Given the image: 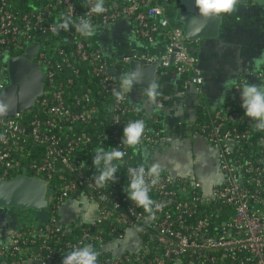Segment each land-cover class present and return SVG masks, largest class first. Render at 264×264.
Returning <instances> with one entry per match:
<instances>
[{
  "label": "built area",
  "instance_id": "1",
  "mask_svg": "<svg viewBox=\"0 0 264 264\" xmlns=\"http://www.w3.org/2000/svg\"><path fill=\"white\" fill-rule=\"evenodd\" d=\"M16 1L0 0V54L3 49H13L22 55L38 44L31 62L39 66L44 83L32 110L0 119V182L20 176L37 178L52 190L47 202L55 205L56 211L71 198L83 199L96 209L92 222L74 224L79 226L77 238L63 242L60 251L68 253L73 247L91 244L107 255L98 264H264V167L238 153L234 144L247 142L249 131L231 125L251 126L244 113L231 112L227 106L224 114L215 111L210 123L201 128L217 152L220 181L209 190L194 174L174 176L162 169L150 192L162 206L154 221H147L148 213L135 208L124 191L129 169L148 167L137 149L158 146L162 132L158 118L135 116L129 93L117 100V68L132 61L158 63L183 77L186 88L192 85L198 90L203 83L198 59L189 52L182 29L170 26L156 0H105L106 11L100 16L90 11L95 0H48L44 8L29 11L20 10ZM59 14L77 21L83 17L96 26L130 20L136 38L148 41L162 30L164 54L160 59L147 53L109 59L81 38L75 27L63 40L72 43L69 50L59 42L51 51H41L37 37L54 33L61 20ZM149 18L156 23H150ZM11 57L15 56L7 54L3 60L0 56V91L9 85L7 60ZM112 67L115 71L110 73ZM83 71L88 73V84L71 91ZM239 88L233 87L236 107H241ZM138 119L145 122L146 131L141 144L132 148L121 143L123 130ZM98 128L101 133L93 141L91 135ZM259 142L264 145V137ZM101 147H119L126 156L123 162H114L118 164L116 183L97 187L98 170L92 161ZM234 149L238 154L232 155ZM47 209L45 217H38L37 227L17 228L6 243L0 240V258H10L9 264H52L59 259L62 254L56 258L54 246L62 242L63 233L56 235L64 225H59ZM128 237L136 239L135 251L123 249L112 254L107 250L112 243L122 245Z\"/></svg>",
  "mask_w": 264,
  "mask_h": 264
},
{
  "label": "crops",
  "instance_id": "2",
  "mask_svg": "<svg viewBox=\"0 0 264 264\" xmlns=\"http://www.w3.org/2000/svg\"><path fill=\"white\" fill-rule=\"evenodd\" d=\"M237 8L228 19L227 29L224 28L216 39L187 41L189 52L198 59L203 78L198 90L192 85L186 88L183 77L172 69L160 67L156 81L160 95L155 102L147 97V89H133L129 93L132 108L146 119L158 118L160 121L161 141L158 146L143 150L145 164L148 167L159 164L161 169L174 176L194 174L202 181L205 190L218 184L220 177L217 152L200 128L201 116L223 110L233 95L234 86L241 87L246 82L264 83V4L260 5L258 0H247L245 6L238 4ZM92 38L96 47L109 59L142 53L130 20L110 23L98 29ZM165 46L164 35L163 38L157 36L155 49L149 55L160 59ZM227 79L231 80L232 90L227 92V103L221 106L216 101L225 92L223 85ZM182 149L190 151L191 165L198 173L178 169L174 153ZM96 214V209L83 199L71 198L59 206L56 217L59 225H82L92 222ZM18 224L13 226L4 218L0 221V240L3 243L7 242L10 232L19 228ZM131 238L128 237L122 245L112 243L107 250L112 254L123 249L135 251L136 239ZM66 255L63 253L52 264H62Z\"/></svg>",
  "mask_w": 264,
  "mask_h": 264
},
{
  "label": "clouds",
  "instance_id": "3",
  "mask_svg": "<svg viewBox=\"0 0 264 264\" xmlns=\"http://www.w3.org/2000/svg\"><path fill=\"white\" fill-rule=\"evenodd\" d=\"M194 3L199 18L207 21L223 19L226 15L236 12L241 0H194ZM90 11L96 16L102 15L106 11L105 0H95ZM73 26L75 31L85 38L95 37L98 32L97 26L91 20L81 17L73 25V19L68 15L61 17L53 31L57 34L61 31L68 32ZM141 75L139 70H132L118 78L115 90L117 100H123L125 94L130 93L140 83ZM223 87L225 92H222L216 101L221 106L227 103V92L232 90L231 80L227 79ZM146 95L150 101L155 102L160 95L159 84L157 82L149 84ZM239 98L244 115L253 121L256 130L264 131V83H244L239 88ZM9 110V105L0 102V116L6 115ZM145 131L146 125L143 120L130 122L124 127L121 143L135 148L141 144ZM125 156L126 152L119 147H111L110 150L101 147L96 150L92 165L98 170L95 177L97 187H104L108 182L116 183L118 164L114 162H123ZM161 173L159 164H152L147 168L145 166L130 168L128 172L130 180L124 191L135 208H142L148 213L147 221H154L157 218L156 212L162 210V206L150 195L152 186L159 182ZM62 264H98V254L91 244L76 246L67 253Z\"/></svg>",
  "mask_w": 264,
  "mask_h": 264
},
{
  "label": "water",
  "instance_id": "4",
  "mask_svg": "<svg viewBox=\"0 0 264 264\" xmlns=\"http://www.w3.org/2000/svg\"><path fill=\"white\" fill-rule=\"evenodd\" d=\"M247 0L239 5L245 6ZM260 5L264 0H258ZM231 15V14H230ZM230 15L223 19L204 21L199 18L194 0H179L174 20L182 29L186 41L216 39L225 28ZM38 44L28 47L20 56L7 60V76L9 85L0 91V102L9 105V112L0 119L13 118L34 108L35 101L42 94L44 76L38 65L31 62L36 55ZM158 63L140 65L132 61L127 71L139 70L142 75L140 83L134 89H147L148 85L157 81ZM115 68H110L113 73ZM53 194L44 182L37 178L17 177L7 182H0V210L16 209L19 211H44L48 208L47 198Z\"/></svg>",
  "mask_w": 264,
  "mask_h": 264
},
{
  "label": "trees",
  "instance_id": "5",
  "mask_svg": "<svg viewBox=\"0 0 264 264\" xmlns=\"http://www.w3.org/2000/svg\"><path fill=\"white\" fill-rule=\"evenodd\" d=\"M78 3L80 0H77ZM108 2L110 1H120L121 3L126 2L127 0H106ZM179 0H170V1H165V0H156L157 4L159 6H161L164 9L165 12V16L168 18L170 26H177L179 27V25L175 22L174 20V14L177 8V4H178ZM48 0H17L16 2H14V4L18 5V8L20 10L23 11H29V10H38V9H42L46 6ZM58 17V12L54 11V18ZM60 17V14H59ZM61 18V17H60ZM150 23H156V20L154 18H149L148 19ZM78 22L77 20L73 19V25ZM106 26H99L97 25V29L100 28H104ZM74 28V26L72 27ZM66 34L67 32L61 31L60 33H52V34H48V35H41L37 37V41L40 45L41 51H51L52 47L57 44V43H61L62 47L67 48L68 50L70 49L72 43L71 42H63V40L66 39ZM163 31L162 30H158L157 32L153 33L152 36V41H148L147 39L144 38H137L138 42H139V46L142 49V53H148L151 54V52L155 49V43H156V39L157 36L159 38H163ZM79 36L81 38H85L82 37L80 34ZM88 41H90L94 46H96L93 38H85ZM7 54H11L12 56H18L21 54L20 51H15L13 49H3L1 51V58L2 60L5 58V56ZM125 72L127 71V67L126 66H120L117 68L116 73H114V76L117 77V79ZM87 78H88V73L87 71H83L81 77L76 81V84L70 89L71 91H74L75 88H77V86H85L87 85ZM90 87L94 88L92 85H89ZM83 88V87H82ZM84 89V88H83ZM230 106L231 107V112L233 111H239L240 113H244L242 107H236V96L233 94L230 98V100L228 101V104L224 107ZM223 107V109H224ZM224 110H221L220 112V116L222 114H224ZM213 113L210 115H202L201 116V127L205 125H208L211 121V119L213 118ZM135 116L137 118H141L144 117L142 114H140L139 112L135 113ZM253 123V121H252ZM232 126H235L239 131H243L244 129H247L249 131V140L247 142H238L234 144V147L238 149V153H240L243 157H245L246 159H249L251 161L254 162H261L262 166L264 167V145L260 144V139L264 137V131H258L255 129L254 125L252 124L251 126L245 127L241 124H237V123H233L231 124ZM104 128V127H103ZM94 134H92L91 136H93V141L96 140L97 136L100 135L101 133V128L98 129H94L93 130ZM232 147L233 144L231 143ZM93 147H95V144L93 145ZM139 151V156L143 153V149L138 148L137 149ZM89 152V150L87 151ZM236 153L235 149L232 152V155H236L238 154ZM143 155V154H142ZM55 206V205H54ZM53 205L48 206V212L52 213L54 216H57V211H56V207H54ZM141 209V208H140ZM26 215L23 217L22 220H20V217L18 219V225H19V229L18 231H22V230H26V229H32L37 227L38 223H40V219L38 218H33L31 215V211H26ZM69 228V229H68ZM71 229H73V231H71ZM78 229L79 226L72 224L70 227H62L61 228V232L59 234H57L56 236L61 237L62 233L63 236L61 237V241L59 244H56L55 247V256L56 258L58 256H60L61 254H63V249H61L60 251V246L63 242L65 241H74L77 236H78ZM96 250V249H95ZM98 254V261H101L102 257H107L106 254H102L104 252H100L97 251ZM10 258H0V264H9L10 262ZM168 264H173L172 262H168Z\"/></svg>",
  "mask_w": 264,
  "mask_h": 264
},
{
  "label": "rangeland",
  "instance_id": "6",
  "mask_svg": "<svg viewBox=\"0 0 264 264\" xmlns=\"http://www.w3.org/2000/svg\"><path fill=\"white\" fill-rule=\"evenodd\" d=\"M185 149H182L179 152L174 153V155H175L174 159L176 160V163H175L176 166L178 167V169H180L182 171L186 170V172H192V173L195 171L196 173H198L196 171V167H193L191 165L192 158H191L190 151H186ZM19 215H20V220H22L23 217L26 215V211H21V213ZM31 215L33 218H38V217L43 218L46 216L43 211H39V212L32 211Z\"/></svg>",
  "mask_w": 264,
  "mask_h": 264
},
{
  "label": "flooded vegetation",
  "instance_id": "7",
  "mask_svg": "<svg viewBox=\"0 0 264 264\" xmlns=\"http://www.w3.org/2000/svg\"><path fill=\"white\" fill-rule=\"evenodd\" d=\"M21 211L16 209L0 210V221L4 219L8 220L11 225L16 226L20 217ZM27 214V213H26Z\"/></svg>",
  "mask_w": 264,
  "mask_h": 264
}]
</instances>
